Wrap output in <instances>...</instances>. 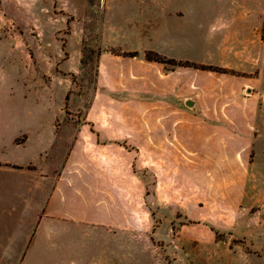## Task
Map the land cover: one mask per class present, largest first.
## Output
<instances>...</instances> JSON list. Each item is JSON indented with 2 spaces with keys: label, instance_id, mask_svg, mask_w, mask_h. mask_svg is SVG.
Returning <instances> with one entry per match:
<instances>
[{
  "label": "rangeland",
  "instance_id": "1",
  "mask_svg": "<svg viewBox=\"0 0 264 264\" xmlns=\"http://www.w3.org/2000/svg\"><path fill=\"white\" fill-rule=\"evenodd\" d=\"M106 3L111 23L103 0H0V102L43 103L64 137L56 143L63 153L77 132L85 138L75 142L79 148H95L92 132L131 153L119 229L111 196L109 228L90 232L85 259L75 253L71 264H264V28L246 30L247 40L237 43L241 30L213 26L206 30L214 43L204 62L151 61L173 70L174 83L187 70L184 93L205 123L191 114L170 117L168 109L175 122L121 125L118 75L129 67L125 62L147 59L146 52H126L141 46L135 29L112 27L127 14L118 12V1ZM206 6L212 22L218 0ZM220 48L249 54L223 60ZM219 63H238L243 71ZM215 101L222 106L206 108ZM22 255L0 252V264H21ZM35 255L54 264L53 253Z\"/></svg>",
  "mask_w": 264,
  "mask_h": 264
},
{
  "label": "crops",
  "instance_id": "2",
  "mask_svg": "<svg viewBox=\"0 0 264 264\" xmlns=\"http://www.w3.org/2000/svg\"><path fill=\"white\" fill-rule=\"evenodd\" d=\"M106 1L103 0V11L111 23L112 6L107 5V11ZM115 1L119 2L118 12L125 10L127 15L111 26L134 28L141 45L126 52H154L176 62L207 60L214 41L206 30L213 26L241 30L237 43L247 40L246 30L254 33L264 28V0H250L254 4L250 7L245 5L246 0H218L213 23L207 15L210 10L206 0ZM193 44L199 45L197 55L191 53ZM260 45L264 47V38ZM218 54L223 60L239 61L249 53L220 48ZM141 59L125 62L129 67L118 75L117 105L123 110L119 124H165L175 122L171 114L181 113L206 122L195 108L197 102L184 93L189 83L187 70H179L181 74L174 83L173 70ZM218 65L243 71L238 63ZM196 88V92L203 90ZM187 101L193 102V110L185 107ZM26 105L0 102V252L23 253L21 264H44V257L35 254L50 253L54 264H71L75 253L84 260L89 233L109 228L111 196L117 198L113 222L119 229V200L121 197L124 206V176L131 153L127 156L126 150L121 152L108 143L110 138L92 132L88 136L95 148H79L75 142L85 138L77 132L68 138L72 147L63 153L56 143L64 137L54 131L55 119L47 118L45 105ZM221 106L215 101L206 108ZM143 108L150 111L149 116L142 117ZM198 108H202L201 104ZM168 109L170 117L165 113ZM121 226L125 231L124 223Z\"/></svg>",
  "mask_w": 264,
  "mask_h": 264
},
{
  "label": "trees",
  "instance_id": "3",
  "mask_svg": "<svg viewBox=\"0 0 264 264\" xmlns=\"http://www.w3.org/2000/svg\"><path fill=\"white\" fill-rule=\"evenodd\" d=\"M145 58L149 61H155V62H159V63H169V64H172V65H175L177 62L174 61V60H168V59H165L163 57H161L160 55L154 53V52H146L145 53ZM180 63V62H178ZM202 68H205L204 66H201ZM206 69L208 70H213V71H216V70H221L220 68H217V67H214V66H208L206 67Z\"/></svg>",
  "mask_w": 264,
  "mask_h": 264
},
{
  "label": "water",
  "instance_id": "4",
  "mask_svg": "<svg viewBox=\"0 0 264 264\" xmlns=\"http://www.w3.org/2000/svg\"><path fill=\"white\" fill-rule=\"evenodd\" d=\"M185 104H186L188 107L193 106V102H192V101H187Z\"/></svg>",
  "mask_w": 264,
  "mask_h": 264
}]
</instances>
